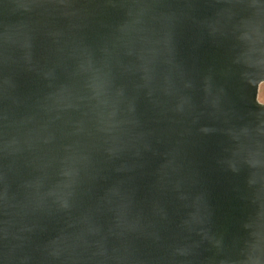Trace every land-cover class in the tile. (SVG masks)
I'll use <instances>...</instances> for the list:
<instances>
[{
    "label": "water",
    "instance_id": "1",
    "mask_svg": "<svg viewBox=\"0 0 264 264\" xmlns=\"http://www.w3.org/2000/svg\"><path fill=\"white\" fill-rule=\"evenodd\" d=\"M264 0H0V264H264Z\"/></svg>",
    "mask_w": 264,
    "mask_h": 264
},
{
    "label": "rangeland",
    "instance_id": "2",
    "mask_svg": "<svg viewBox=\"0 0 264 264\" xmlns=\"http://www.w3.org/2000/svg\"><path fill=\"white\" fill-rule=\"evenodd\" d=\"M256 99L259 103L264 104V83L260 84L259 87H257Z\"/></svg>",
    "mask_w": 264,
    "mask_h": 264
}]
</instances>
